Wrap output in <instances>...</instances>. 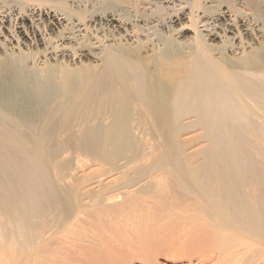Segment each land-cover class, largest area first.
I'll use <instances>...</instances> for the list:
<instances>
[{
  "label": "bare ground",
  "instance_id": "6f19581e",
  "mask_svg": "<svg viewBox=\"0 0 264 264\" xmlns=\"http://www.w3.org/2000/svg\"><path fill=\"white\" fill-rule=\"evenodd\" d=\"M11 1L0 0V110H5L6 119L14 117L20 120L19 128L32 131L30 101L59 97L44 90V82L32 90L33 80L20 75L29 54L41 56L40 63L68 56L97 58V74L78 71L63 77L64 99L72 107L97 102V109L107 108L105 117L112 122L97 131L100 137H124L121 148L132 145L127 138L135 117L149 121L139 126L141 131L165 136L170 148L181 133L202 131L209 140L207 170L193 178L180 172V178L189 193L197 194V202L205 203L189 218L201 217L203 207L202 219L206 222L210 216L215 230L209 220L204 226L197 225L200 218L191 219L195 226L185 222L188 217H181L176 201L161 206L158 195L122 201L108 197L93 204L70 200L79 212L97 204L92 211L106 221L94 228L75 224V230L62 231L49 216L57 203H66L64 199L31 194L19 199L0 225V264H160L162 255L183 264H239L246 256L253 264H264L259 262L264 261V177L250 152L251 145L260 142L254 140L247 150L245 143L251 136H264V0H231L229 5V0H137L139 5L117 8L97 0V11L91 7L88 14L86 3L80 7L83 12H68L62 4L69 0H29L25 5ZM163 30L173 40L189 31L195 37L179 50L167 49L168 43L161 48ZM217 39L221 46L212 43ZM145 49L152 52L150 57H143ZM19 60L27 65L22 67ZM191 118L194 121L184 124ZM6 125L0 122V131H11ZM15 127L13 133L21 131ZM181 221L192 228L181 227ZM180 228L191 237L197 235V248L195 238ZM181 231L189 237L184 238L191 241L190 248L173 243Z\"/></svg>",
  "mask_w": 264,
  "mask_h": 264
},
{
  "label": "rangeland",
  "instance_id": "374dc122",
  "mask_svg": "<svg viewBox=\"0 0 264 264\" xmlns=\"http://www.w3.org/2000/svg\"><path fill=\"white\" fill-rule=\"evenodd\" d=\"M24 1L27 2L29 0H12L11 2L17 5L19 2V5H23ZM54 1L57 3L60 2L59 0ZM69 1H67V3L62 1L65 3L62 4V6H64L66 10L68 9V12H70V9H73L71 13H74L73 11L75 10V13H78V10L79 12H83V9H80V7L83 8L85 3V14L86 11L87 14L89 11H92L91 7L97 11V0H79V2L78 0ZM103 1H105V5H112L113 7L117 5L116 8L118 5L128 6L130 3H134L135 5L137 3V0H131V2L126 0ZM73 2H75L76 5H73ZM231 3L232 1L229 2L228 5ZM68 4L70 5L69 8ZM78 4L81 6H77ZM103 5L104 4H102V6ZM148 7L153 6L148 5ZM152 9L157 10L159 7L157 8L156 5H154ZM166 11L167 10L164 12L162 11V13ZM158 30L162 32L160 28ZM163 31L164 32L161 33L162 36L159 37L163 39L161 48L164 47V44L166 46V43H168L166 46L167 49L171 47L173 50H179L183 48L185 44L188 46V42L192 44L195 37L194 33L189 31L183 38H176L177 40L174 38L173 40V37H170V33H167L166 30ZM85 39L86 38L83 40ZM164 39H168V41L165 42ZM172 40L174 42H172ZM170 41L173 43V46H171L172 43ZM215 41L216 42H212L214 45L221 46L222 43L219 39ZM166 47L164 48L165 50ZM185 50L187 51L188 49ZM150 53L152 54L151 51H149L148 54V49H145L143 57H148V55L150 57ZM33 55L36 58L30 56V54L28 55L30 58L29 63L26 61L28 65L24 63L23 60L17 62L21 64L22 67L27 65L26 69H20V75L23 74L24 76L22 75V77L29 78L28 80L30 81L36 80L37 82L38 79V83L40 82L39 84H32L33 81L29 82V87L32 90L36 91V87L34 86H39L44 82L47 86L43 87V89L46 91L48 89L54 91L55 93L50 94H55L59 97L51 101H42V103H39L37 100L30 101L29 108L32 110L31 114L33 115L31 121L34 123L32 131L28 129L30 132H28L27 129L23 130L21 129L22 127H18V125L21 124H18L20 120H15L13 117V121L10 116H7L8 118L6 119L5 110H0V122H5V124H7L5 127L9 126L8 129L11 130L6 131V129H3V131H0V142L6 143V146L3 144L2 146L0 145V225L6 221L7 212L16 210L17 201L31 194H40L47 199L52 196H56V198L61 200L64 199L66 203H57L58 205L53 208L54 210L49 216V219L54 223L53 226L62 231H67L69 229L75 230L77 228L75 224L85 226L86 228H94L97 226L98 221H106L102 216L98 218L92 211V209H97V204L90 207V210L79 212L78 210L80 207L74 204V202H69L70 200L82 199L85 200V202L87 201L93 204L97 199L108 197H116L117 200L122 201L133 197H152L159 195L160 199L162 198V201H160L161 206H167L166 202L168 200L170 201V199L171 201L173 200L174 204L176 201L175 205L181 217L186 215L188 217V221L185 220V222H190L192 219L191 217L189 218L188 215L193 216V214H195L194 216L196 217V214L199 212L197 210L205 203L202 202L203 200H200L202 205L201 203L199 204V202H197L199 201V197L198 200L196 196L194 197V195L197 194L188 192L189 190L186 189L184 182H182L183 179L181 180L182 177L180 178V172L184 173L185 171L187 177L193 178L207 170V168H204L207 167L209 161L207 160L208 157L206 159V154L209 150V140L202 136L201 130L200 133L199 130L187 134L181 133L180 137L177 138V144L170 148L165 136L154 131H141L139 126H144V123L149 124V121L146 120L144 122L140 120V118L135 117L136 119L131 122V127L134 129L132 128L127 138V140L129 139L130 142H132V145L127 148H121V146L124 145V137H122L123 141L120 137H110V133L105 135L106 137H102V135L100 137L99 133L101 132L97 131L100 127L107 126L112 122L111 119L105 117L107 108L101 107V109H97V102L89 105L87 103L77 102L78 104L76 103L77 105L72 107V104L64 99L67 93L66 78L63 77H66L67 73L68 75L74 74L75 72L79 73L78 71L97 74V65L99 64L97 58L89 55L82 58H78L77 56L71 58L68 56L65 58L59 57L56 58V60L49 59L45 63H40L37 59L38 57L41 59V56ZM33 60L36 61V63H31ZM36 94L37 93L34 95ZM185 120L184 124L194 121V118ZM12 123L16 124L13 125ZM110 124L108 126H110ZM12 125L14 129L13 127L10 128ZM15 126H17L18 130L21 129L23 133L21 131L13 133L16 129ZM110 138L112 140H109ZM254 140L258 143L260 142L261 145L259 143V146H257L258 144L256 145ZM251 142H254L255 145L253 146ZM245 143L247 145H244V147L246 146V150L247 148L249 149L248 146L252 144L250 152L253 153L254 151L253 155H256L254 156L256 159L253 158V160L258 164V169L264 177V156L262 154L264 153V136H251V141ZM162 182L163 185H161ZM179 182L180 186L177 184ZM166 183H169L170 186L168 184V187L166 186L164 188ZM157 185L160 186L157 187ZM182 187L185 188V192H183L184 189H182ZM175 189L178 190L176 191ZM179 191L181 194H179ZM186 195L188 197L187 199ZM46 205L49 206V204ZM98 207H103V205H98ZM203 209L202 207V213L205 212ZM194 210L195 213L190 214V211L194 212ZM182 212H184L185 215L182 216ZM202 213L201 217H199V214L197 215V217L200 218V222L197 225L202 223L204 226V223L208 222L207 220H209L208 218H210V216L207 218L208 213L205 215L203 214V216L207 218L205 222V219H202ZM199 218L194 219L199 221ZM194 219H192V222L195 221ZM197 221L195 223H197ZM183 222L181 221V223ZM209 223L208 225L212 227L211 223ZM187 224L181 227L192 228L190 226L191 224ZM193 224L194 223H192V226L196 225ZM210 226L206 227L205 224V228L211 229ZM181 229L182 228H180V230ZM212 229L215 230L213 227ZM182 230L184 232V229ZM187 230L185 231L186 235L189 234ZM183 232L181 231L180 234L175 237L176 240L173 243L177 248L185 246L190 248L191 245H188L187 242L190 244L191 241H185L184 237H186V235L184 234L185 232ZM80 233L81 232L77 235ZM188 236L193 239V237L197 235L191 237V234H189ZM188 238L186 237V239ZM195 240L196 238L192 240V242ZM196 244H199V241H197ZM193 245L195 246L194 242ZM194 246H192L193 250ZM188 248L187 251L189 252ZM195 248H197V245ZM199 248H201L200 245L198 249ZM172 253H177V251ZM171 257L172 255H162L157 261H159L160 264H183L180 260L174 261ZM248 258L249 256L244 257L239 264H253V261L247 260ZM259 262L264 263L263 260ZM137 264L145 263L141 261L137 262Z\"/></svg>",
  "mask_w": 264,
  "mask_h": 264
}]
</instances>
